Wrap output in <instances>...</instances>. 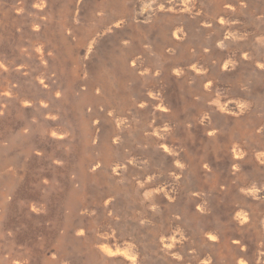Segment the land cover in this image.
<instances>
[{
	"label": "rangeland",
	"instance_id": "rangeland-1",
	"mask_svg": "<svg viewBox=\"0 0 264 264\" xmlns=\"http://www.w3.org/2000/svg\"><path fill=\"white\" fill-rule=\"evenodd\" d=\"M217 1L187 4L206 17L223 14L237 33L204 60L192 47L176 56L185 38L213 33L206 24L185 27L174 56L158 53L154 17L134 23L136 7L159 0H0V264H175L179 257L161 244L174 242V200L162 191L178 190L175 149L240 139L264 146V0H228L221 8ZM118 14L125 22L115 30ZM239 48L249 58L227 53ZM217 56L230 59L232 70L205 88L196 81ZM184 58L206 68L167 74L164 65ZM155 97L169 102L160 110L151 105ZM224 102L237 104L240 115L220 112ZM203 115L218 125L215 138L201 130ZM236 120L259 128L239 136ZM83 173L96 176L83 181ZM210 177L204 169L199 182L206 187ZM251 232V224L238 230L245 245ZM107 243L113 255L104 258L98 245ZM91 250L98 258L90 259ZM191 250L179 253L185 264ZM223 256L210 259L222 264Z\"/></svg>",
	"mask_w": 264,
	"mask_h": 264
},
{
	"label": "bare ground",
	"instance_id": "bare-ground-1",
	"mask_svg": "<svg viewBox=\"0 0 264 264\" xmlns=\"http://www.w3.org/2000/svg\"><path fill=\"white\" fill-rule=\"evenodd\" d=\"M188 1L159 0V4L152 5L151 9L136 7L133 13V21L136 25H142L152 17L156 20L153 34L157 38L158 53L165 49L166 52L176 56L172 49L177 44H181L185 27L193 30L200 23L206 24L213 33L211 32L208 38H204L202 33H196L195 41L185 38V43L178 49L176 57H181L184 51L192 47L205 60L206 55L220 51V45L237 39V33L228 24V20L223 14H216L212 17L197 14L194 12L195 8H187ZM228 2V0H219L215 6L221 8L223 3ZM164 18L165 20L172 19L173 23L163 22ZM122 19V15L118 14L111 19V26L115 30L122 28L125 22ZM100 32L103 33V31ZM227 53L232 59H239L236 61H243L250 56V52L245 48L227 50ZM184 59L186 61L183 63L172 60L163 68L167 74H173L175 77H186L191 75V72L198 73L202 68H206L204 61ZM232 63L230 59L226 60L222 56H217L209 71L203 73L201 77L193 76V78L199 77L196 82H204V87L209 88V79L213 75L231 71ZM184 64L187 65V71L181 66ZM256 64L259 65L255 62ZM120 66L125 69L123 63H120ZM131 71V69L127 70L128 73ZM186 88L185 94H180L183 105L190 101V96L186 95L190 87L186 86ZM166 101L169 102L162 97H155L151 99V105H156L161 110L163 108L162 103ZM218 109L225 114L234 113L236 116L242 112L237 104L228 102H224ZM236 121L235 124L238 123L235 126L236 134L239 136H244L245 132L259 128L258 122L255 120L246 123ZM200 124L202 131L211 135V138L216 137L214 131L215 127L218 126L216 123H209L207 117L203 115ZM230 129L232 133L233 129ZM240 141L241 139L231 146L208 141L209 144L199 146L188 144L183 148L175 149L173 156L175 167L171 176L174 177L178 190L176 192H174L175 190H161L166 194V197L172 196L174 200V242L171 243L166 238L161 240V244L165 248L163 250H172L173 254L179 257L175 264H185L179 253L186 246H190L193 254L189 264H215L210 259V256L215 252L224 255L222 264H264V146L253 147L248 142ZM98 146L104 150V153L107 152L108 147L105 141L99 143ZM161 146L162 152L168 151L166 145ZM0 160L2 161L1 150ZM204 169H209L211 175L206 187L199 182V174L204 172ZM113 171L117 173L118 168H114ZM81 176L84 181L88 177H95L96 175L83 173ZM204 188L210 190V196L206 199L203 195ZM182 194L186 198L185 202L182 200ZM249 224L252 225V232L247 239V245H245L243 241L245 236L238 233V230L246 229ZM70 242L74 243L73 240ZM98 249L104 258L113 255L108 243L98 245ZM98 252L91 250L90 259L98 258L96 256ZM98 255L100 256V254Z\"/></svg>",
	"mask_w": 264,
	"mask_h": 264
}]
</instances>
